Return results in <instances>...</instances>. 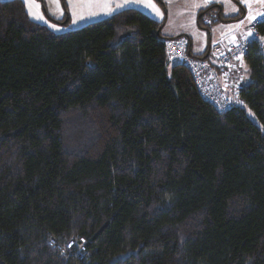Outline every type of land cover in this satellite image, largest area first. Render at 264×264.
<instances>
[{
  "label": "trees",
  "instance_id": "trees-1",
  "mask_svg": "<svg viewBox=\"0 0 264 264\" xmlns=\"http://www.w3.org/2000/svg\"><path fill=\"white\" fill-rule=\"evenodd\" d=\"M162 26L57 32L0 0V264H264V51L219 111Z\"/></svg>",
  "mask_w": 264,
  "mask_h": 264
},
{
  "label": "rangeland",
  "instance_id": "rangeland-1",
  "mask_svg": "<svg viewBox=\"0 0 264 264\" xmlns=\"http://www.w3.org/2000/svg\"><path fill=\"white\" fill-rule=\"evenodd\" d=\"M26 6L28 12L31 8L33 13L43 14V19L30 15L33 20L57 32L75 30L135 7L160 21L164 35L188 37L194 53L204 56L218 42L238 38L254 22V15L264 10V0H247V3L241 0H28ZM229 18L233 20H223ZM239 71H234L237 76L225 78L223 82L233 101L243 81ZM251 116L255 118L252 113Z\"/></svg>",
  "mask_w": 264,
  "mask_h": 264
},
{
  "label": "built area",
  "instance_id": "built-area-1",
  "mask_svg": "<svg viewBox=\"0 0 264 264\" xmlns=\"http://www.w3.org/2000/svg\"><path fill=\"white\" fill-rule=\"evenodd\" d=\"M262 22H264V13L248 26L247 32L239 40L230 44L218 43L213 46L212 53L215 55V61L221 69L219 74L206 61L195 59L186 54L188 48V38L186 36L168 40L167 51L170 58H177L183 61L197 80L202 81L207 77L205 85L200 92L201 95L219 111H226L233 106L234 101L226 93V84L223 82L225 78L231 77V73L228 70L234 69L239 65L237 63L243 61L249 47L258 45L264 51V35L259 31V25ZM249 32L252 33L251 36H249ZM217 78L222 79V82H218Z\"/></svg>",
  "mask_w": 264,
  "mask_h": 264
},
{
  "label": "crops",
  "instance_id": "crops-1",
  "mask_svg": "<svg viewBox=\"0 0 264 264\" xmlns=\"http://www.w3.org/2000/svg\"><path fill=\"white\" fill-rule=\"evenodd\" d=\"M264 13V10H262L260 13H256L254 16H255V19L256 18H258V16H260V15H262ZM248 27V26H247ZM246 30H247V28H246ZM246 30H244L241 34H240V36L238 37V38H241V36L246 32ZM238 38H227L228 39V41H227V39L225 40V41H222V42H218V43H224V44H230V43H232V42H235V41H237L238 40ZM217 43V44H218ZM217 44H215V45H217ZM191 48V50H192V53L194 54V55H196V53H194V49H193V47H190Z\"/></svg>",
  "mask_w": 264,
  "mask_h": 264
},
{
  "label": "snow or ice",
  "instance_id": "snow-or-ice-1",
  "mask_svg": "<svg viewBox=\"0 0 264 264\" xmlns=\"http://www.w3.org/2000/svg\"><path fill=\"white\" fill-rule=\"evenodd\" d=\"M25 2L28 3V0H25ZM241 2L247 3V0H241ZM36 7L39 8V4H37ZM157 11H158V9H157ZM29 15H32L33 18H38V19H43L44 18L42 13H39L37 15L36 13L32 12L31 8L29 9ZM251 18L254 19V17H251ZM251 35H252V33L249 32V36H251Z\"/></svg>",
  "mask_w": 264,
  "mask_h": 264
},
{
  "label": "bare ground",
  "instance_id": "bare-ground-1",
  "mask_svg": "<svg viewBox=\"0 0 264 264\" xmlns=\"http://www.w3.org/2000/svg\"><path fill=\"white\" fill-rule=\"evenodd\" d=\"M191 53H192V50H191ZM193 54V53H192ZM74 244V243H73Z\"/></svg>",
  "mask_w": 264,
  "mask_h": 264
}]
</instances>
